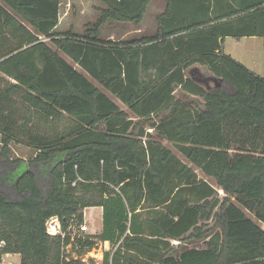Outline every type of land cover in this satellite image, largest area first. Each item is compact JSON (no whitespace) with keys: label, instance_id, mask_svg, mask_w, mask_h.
I'll use <instances>...</instances> for the list:
<instances>
[{"label":"trees","instance_id":"trees-1","mask_svg":"<svg viewBox=\"0 0 264 264\" xmlns=\"http://www.w3.org/2000/svg\"><path fill=\"white\" fill-rule=\"evenodd\" d=\"M100 1L77 34L54 31L61 0H0L2 252L20 264H90L82 258L100 241L110 246L101 264H264V60L260 76L223 50L226 36H264V0H166L155 32L131 40L100 29L139 25L151 0ZM200 66L216 83L196 78ZM28 110L73 123L32 133ZM16 129L34 148L26 161L12 158ZM93 206L101 231L75 238L77 258L66 259L70 238L50 236L46 219L66 230ZM208 234L204 248L171 243Z\"/></svg>","mask_w":264,"mask_h":264},{"label":"rangeland","instance_id":"rangeland-1","mask_svg":"<svg viewBox=\"0 0 264 264\" xmlns=\"http://www.w3.org/2000/svg\"><path fill=\"white\" fill-rule=\"evenodd\" d=\"M149 4L147 6L144 18L139 25H135L134 23L108 21L101 27L100 36L102 38L112 40H131L144 35H152L156 29V15L163 9L164 5L162 4L161 0H154L153 2H151L150 5ZM102 6L103 4L100 0H61L59 8V24L55 27L54 31L59 33L64 32L70 28L73 30L74 33L82 34L88 23H93L96 21L99 15L98 8ZM46 42L50 46H53L52 43H50L49 41ZM223 50L224 52L226 51L232 54L234 58L246 62V64H248V66H250V68L255 73L263 75L264 57L261 43L246 39L235 40L234 38H228L226 41H224ZM62 56L65 57L64 54H62ZM66 59L68 58L66 57ZM194 73L196 75V78L201 83L206 84L208 86L212 85V82L209 78V72L205 67H198V69L195 70ZM101 89L106 92L103 88ZM106 93L109 94L108 92ZM110 96L122 110L126 111L128 115L132 116V114L129 112L125 105H123L114 96ZM16 107L18 108V105H16ZM24 109L25 107L19 106L18 111L21 113V111H23ZM25 115H28V117H30L29 123L31 125V132L39 135L53 136L54 134L63 131L65 128L69 127L73 123L72 118L65 115L53 119H43L37 117L34 113H31L30 110L26 111ZM21 122L22 118L17 115L16 126H18ZM151 130L152 129L147 128V131ZM15 134L17 137V141L14 139L10 142L12 158L26 161L34 153V148L32 146H29L25 142L27 137L25 136L26 132H20L18 129H16ZM162 144L168 147L177 157H179L184 162H187L190 165V163L186 161L185 158L181 155V153L177 150L174 144L166 140H163ZM196 172L200 178H204L205 180H208L209 182L213 183V180H209L204 177V175H202L199 170H196ZM222 195L223 194L221 193V191H219V197H222ZM101 210L102 209L98 206L86 208L84 214L85 222L87 225V231L82 235L97 234L101 231ZM247 214L254 219L251 213L247 212ZM205 224L207 225V228H212V230H215L213 220H209ZM258 224L261 225V223L259 222ZM210 234H208L203 240H186L183 242H179L178 245H181L179 251L182 248H204L205 241L209 238ZM105 251L106 249L103 245V242L98 241L95 245V248L86 253L83 257H85L87 263L101 264V260ZM6 258H13L14 260H19V257L15 255H9ZM90 259H93V262H91Z\"/></svg>","mask_w":264,"mask_h":264},{"label":"built area","instance_id":"built-area-1","mask_svg":"<svg viewBox=\"0 0 264 264\" xmlns=\"http://www.w3.org/2000/svg\"><path fill=\"white\" fill-rule=\"evenodd\" d=\"M45 229L50 236H59L62 239V242L67 236H69L70 242L66 245H63L61 250L65 255L66 259L77 258L73 252L70 253L71 242H74L75 238L80 237L87 231L86 223L83 222L82 224L77 226L71 224L67 227L66 230H63L59 217L53 215L46 219ZM171 243L176 245L179 242L177 240H172ZM103 245L106 250H109L110 246L108 242H104ZM3 247L4 242L0 241V264H20L19 260H14L13 258H6L7 256L13 254L2 252ZM82 260H86L85 257H83Z\"/></svg>","mask_w":264,"mask_h":264},{"label":"crops","instance_id":"crops-1","mask_svg":"<svg viewBox=\"0 0 264 264\" xmlns=\"http://www.w3.org/2000/svg\"><path fill=\"white\" fill-rule=\"evenodd\" d=\"M154 0H151L150 1V4H151V2H153ZM161 2H162V4L164 5V7H163V9L158 13V14H160V13H162L163 11H164V8H165V5H166V0H161ZM149 4V5H150ZM224 10H225V5H223V6H220L219 7V9H218V12H220L221 14L224 12ZM157 14V15H158ZM156 15V16H157ZM235 18V16L234 17H231V19H234ZM145 36V35H144ZM228 38H234L235 40H244V39H246V40H250V41H254V42H258V43H261V46H262V51H263V44H264V36H243V37H232V36H226L225 37V39H224V41H226ZM225 54H227V55H230L232 58H234V56H232V54H230L229 52H224ZM263 57H264V53H263ZM235 60H237L238 62H240L241 64H243L246 68H248L249 70H251L252 72H254L251 68H250V66H248V64H246V62H244V61H240V60H238V59H236V58H234ZM68 61H70L69 59H67ZM197 69H198V67H197ZM196 70V69H195ZM192 72V71H191ZM191 72H190V74H191ZM255 73V72H254ZM257 74V73H256ZM259 75V74H258ZM260 76H262V75H260ZM101 208V207H100ZM85 210H86V208L84 209V211H83V215H84V223H86L85 222V214H84V212H85ZM102 211V210H101ZM13 255H15V256H18V255H16V254H13Z\"/></svg>","mask_w":264,"mask_h":264},{"label":"water","instance_id":"water-1","mask_svg":"<svg viewBox=\"0 0 264 264\" xmlns=\"http://www.w3.org/2000/svg\"><path fill=\"white\" fill-rule=\"evenodd\" d=\"M209 78H210V80L212 79L214 83H216V80H215V79H213V78H211V77H209ZM101 261H102V260H101Z\"/></svg>","mask_w":264,"mask_h":264}]
</instances>
